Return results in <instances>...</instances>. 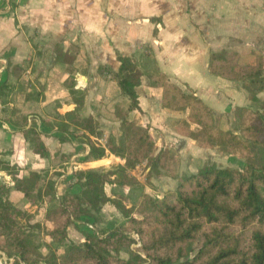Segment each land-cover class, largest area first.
I'll use <instances>...</instances> for the list:
<instances>
[{
  "label": "trees",
  "instance_id": "trees-1",
  "mask_svg": "<svg viewBox=\"0 0 264 264\" xmlns=\"http://www.w3.org/2000/svg\"><path fill=\"white\" fill-rule=\"evenodd\" d=\"M157 30L154 28L153 36ZM78 52L77 46L73 56L72 47L65 49L57 44L54 48L55 63L68 65L69 75L63 85L75 108L65 113L59 123L48 126L62 132L69 127L81 131L78 137L89 147L86 161H98L111 154L121 159L123 165L109 170L76 171L74 185L78 186V192L66 191L56 199L52 182L33 171L27 176L19 174L25 169L24 164L12 161L14 156L23 160L26 144L34 156L40 159L49 156L40 132L36 128L26 129L24 118L13 107L7 118L17 126L13 149L0 153V171L12 177L13 189L30 204L49 198L44 215V223L50 226L45 230L48 254L43 255L41 245L34 240L32 225L28 223L30 215L11 203L10 188L1 182L0 252L12 259L11 264H264V101L258 98L264 93V55L256 51L254 65L240 66L236 53L210 54L209 74L240 84L250 103L259 105L256 109L252 105L236 107L234 130L227 133L216 129L211 108L194 91L181 89L161 72L148 76L150 87L161 90L162 109L178 115L171 121L177 135L193 141L199 148L214 147L223 155L238 156L243 163L242 169H238L208 162L195 174L179 176L173 152L157 146L151 126L129 118L130 112L141 110L136 88L141 85L143 71L132 58L117 51L119 69L106 73L129 105L126 110H115L120 122L117 136L110 135L104 146L91 140V136L100 139L102 135L91 116L80 114L84 97L72 90L71 73ZM11 92V85L4 83L0 99ZM141 166L147 170V182L166 176L177 182L176 188L164 192L160 198L141 193L131 206L125 204L122 195L106 193L109 186H136L138 180L131 172ZM106 205L117 210L124 222L111 232L84 233L81 244L70 243L61 255L55 256L51 247L68 239V229L74 222L95 219ZM195 243L199 244L197 250L193 249ZM136 244L139 248L134 249Z\"/></svg>",
  "mask_w": 264,
  "mask_h": 264
},
{
  "label": "crops",
  "instance_id": "crops-1",
  "mask_svg": "<svg viewBox=\"0 0 264 264\" xmlns=\"http://www.w3.org/2000/svg\"><path fill=\"white\" fill-rule=\"evenodd\" d=\"M150 18L161 21L152 22ZM154 28L158 29L155 36ZM57 44L65 49L73 44L78 47L71 75L72 90L84 97L80 114L91 116L100 130L110 135L119 134L120 122L115 110H126L129 101L121 96L119 88L113 87L114 81L108 78L106 70L118 71L116 51L132 58L142 69L143 76L141 85L136 88L141 110L130 112L129 118L151 126L157 146L168 147L173 152L176 171L179 176H185L184 172L191 167H202L208 162L222 165V153L214 147L199 148L172 130L171 121L178 115L162 109L161 90L150 87L148 76L161 72L181 89H191L211 108L216 128L221 132L232 131L234 109L252 104L240 84L210 75L208 61L212 52L226 51L238 55L240 66H252L256 51L264 55V0H0V87L7 83L12 91L16 89L20 81L15 76L17 69L28 79V89L18 105L0 99V119L3 120L0 153L13 149V132L17 126L7 118L14 107L19 117L24 118L26 129L36 128L40 132L49 151L47 158L40 159L26 144L24 176L31 171L40 173L54 184L55 197L59 199L66 191L78 192V186L74 185L76 171L105 170L107 167L97 165L105 161L117 162L114 166L123 165V161L111 154L98 161H86L89 147L78 137L81 131L69 127L62 132L48 126L59 123L65 113L75 108L63 85L69 75L68 65L55 63ZM77 82L82 84L81 88ZM106 132L100 139L91 136V140L104 146ZM228 157L236 161L235 168L242 169L238 156ZM197 159L201 161L198 165L193 162ZM158 178L165 181V186L170 185L169 190L176 188L175 180L166 176ZM4 184L10 188L11 203L30 215L31 233L41 245V253L47 255L46 236L44 241L38 242L36 235L37 232L45 235V230L50 229L44 223L49 198L30 204L22 193L13 189L12 177ZM109 187L114 189L108 194L106 188L108 195L119 194L117 186ZM39 217L41 221L37 220ZM96 223L92 218L75 221L68 229V239L51 247L55 256L61 255L70 243L81 244L84 233H92L80 229L82 225L100 235L101 227ZM105 225L101 231L111 232ZM11 263L12 259L0 252V264Z\"/></svg>",
  "mask_w": 264,
  "mask_h": 264
},
{
  "label": "rangeland",
  "instance_id": "rangeland-1",
  "mask_svg": "<svg viewBox=\"0 0 264 264\" xmlns=\"http://www.w3.org/2000/svg\"><path fill=\"white\" fill-rule=\"evenodd\" d=\"M75 51H76V46L73 44L72 45V56H73V53ZM15 76L19 77L20 81L17 83V85H15L16 86L15 87L16 89L13 90L11 92V94L7 98H4V101L9 100V101H11L12 104L18 105L20 103L19 102V100L21 99L20 97H23V93L25 91H27V89H28V83H27V80L28 79L25 77L24 72L21 71V70H19V69L15 70ZM12 81H15V77L12 78ZM112 84H113V87H115L118 90L117 84H115V82H112ZM258 96H260V98H259L260 101H264V93H261ZM252 107L254 109H256V108L259 107V105L257 103L256 104L253 103L252 104ZM231 127H232V131H233L234 130V125L232 124ZM104 132H106V131H104ZM104 132L101 131L100 132L101 135H103ZM223 133H227V132H223ZM106 134H107V139H108L110 137V133H107L106 132ZM111 135H114V134H111ZM114 136H117V135L115 134ZM100 138H102V136ZM220 156L223 157L222 163H220V164H222L221 165L222 167H236V166L233 165V164H235L234 162H236L235 160H233V158L228 157V156H224L222 154H220ZM12 161L13 162L14 161H19V162L22 161V163L24 162V160H21V157L20 156H14V157H12ZM193 162H196V164L198 165V164H200L201 161L199 159H197V160H193ZM116 163L117 162L111 163L109 161H105V162H103L100 165L98 164L97 167L105 166V167H107V168H105V170H108L109 168H112ZM200 166L198 165L197 168L195 166V169H193V167H191L190 169H188L187 171L184 172V175L185 176L186 175H191L193 173L198 172V170L201 168ZM25 172H26V170L23 169L22 171L19 172V174L20 173L25 174ZM132 174L138 180V184L136 186H134V187H127L125 189V191L122 190L123 188H121V190H119L120 187H118V186L115 188L116 191H117V193H119V195L120 194L121 195H124L125 194V197H124L125 198V204L128 205V206L129 205H132L139 198L140 194L143 193V192H146V193L150 194L153 197H161L162 194L165 191H168L170 189V185L165 186V184H164L165 181H162L158 177H154L150 181L147 182L146 181V178H145V176H146V170H144L143 166L136 168L135 171H133ZM0 177H1L2 180H4L5 179V174L4 173H0ZM10 177L11 176L8 175V178L7 179H9ZM7 179H5L2 182L6 183ZM111 189H114V188L107 187V193L108 194H111L110 193ZM126 191H129V192L127 193ZM104 209L105 210L103 212H100L102 214H100V213L97 214L96 215V218L94 220L97 222L96 224L99 227H101V229H103L102 226H104V223H105L106 224L105 227L108 226L107 229L109 228L111 231H113L117 226H119L121 224L122 221H124V217L119 212H117L114 208H112L110 206H108L107 208H104ZM102 216H104V217L102 218ZM37 220L38 221H41V217H39ZM82 226H80V227L78 226V227L80 229H82L83 231L95 232L90 227H87L86 225H82ZM101 229H99V231L100 232H103V231H101ZM132 236H133L134 239H136V241H138V238H137L136 235H132ZM36 240L38 242L44 241L45 240L44 233L37 232ZM198 245L199 244L195 243L193 245V249L194 250H197ZM133 248L134 249L139 248V244L134 245ZM122 257H126V255L122 254Z\"/></svg>",
  "mask_w": 264,
  "mask_h": 264
},
{
  "label": "built area",
  "instance_id": "built-area-1",
  "mask_svg": "<svg viewBox=\"0 0 264 264\" xmlns=\"http://www.w3.org/2000/svg\"><path fill=\"white\" fill-rule=\"evenodd\" d=\"M77 85H79V88H81V87H82V86H81L82 84H81V83H79V82H77Z\"/></svg>",
  "mask_w": 264,
  "mask_h": 264
}]
</instances>
